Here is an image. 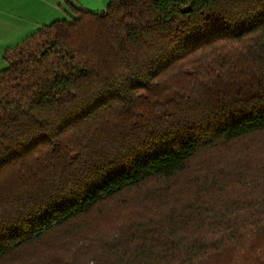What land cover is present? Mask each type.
I'll use <instances>...</instances> for the list:
<instances>
[{
  "label": "trees",
  "instance_id": "1",
  "mask_svg": "<svg viewBox=\"0 0 264 264\" xmlns=\"http://www.w3.org/2000/svg\"><path fill=\"white\" fill-rule=\"evenodd\" d=\"M71 9L4 54L0 264H264V143L227 161L264 135V0Z\"/></svg>",
  "mask_w": 264,
  "mask_h": 264
},
{
  "label": "crops",
  "instance_id": "2",
  "mask_svg": "<svg viewBox=\"0 0 264 264\" xmlns=\"http://www.w3.org/2000/svg\"><path fill=\"white\" fill-rule=\"evenodd\" d=\"M108 0H0V70L5 51L54 20L74 16L71 7L103 11Z\"/></svg>",
  "mask_w": 264,
  "mask_h": 264
},
{
  "label": "rangeland",
  "instance_id": "3",
  "mask_svg": "<svg viewBox=\"0 0 264 264\" xmlns=\"http://www.w3.org/2000/svg\"><path fill=\"white\" fill-rule=\"evenodd\" d=\"M261 142L264 143V135L259 134V135L255 136V137L250 138L248 141H246L244 143V146L235 147L240 142L237 143V144L232 145V147H235V148H232L231 150H229V152L227 154L228 155L227 161L231 162L233 160V158L236 157L245 148L246 149H249V150L256 151L260 147ZM243 154L244 153H242V155ZM249 161L254 162L253 155H252V157H250V160ZM117 212H118V209H117V211H114L113 213H111V215H109L106 218H103L102 219L103 224H105V227H109L111 225L110 224L111 221H113V220L115 221V219L117 218V216L121 215V213H117Z\"/></svg>",
  "mask_w": 264,
  "mask_h": 264
}]
</instances>
